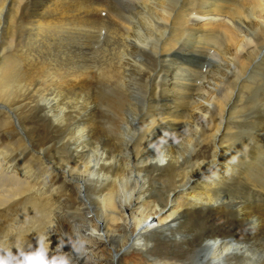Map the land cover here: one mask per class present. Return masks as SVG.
<instances>
[{"label":"bare ground","instance_id":"obj_1","mask_svg":"<svg viewBox=\"0 0 264 264\" xmlns=\"http://www.w3.org/2000/svg\"><path fill=\"white\" fill-rule=\"evenodd\" d=\"M0 187V264H264V0H0Z\"/></svg>","mask_w":264,"mask_h":264},{"label":"rangeland","instance_id":"obj_2","mask_svg":"<svg viewBox=\"0 0 264 264\" xmlns=\"http://www.w3.org/2000/svg\"><path fill=\"white\" fill-rule=\"evenodd\" d=\"M181 58H183V56H181ZM192 59H191L192 62H190V63H192V65H194V63L196 62V58H192ZM204 66L205 67H202V70H203V68H205V70H207L206 68L208 66L207 65H204ZM205 72L206 71H204V72L202 71L203 74H205ZM249 72H250V70L247 72V74H249ZM199 80L200 79H197V81H199ZM252 112L249 116L250 118H252L254 115V112L253 113ZM189 136H190V134H189ZM195 150H197V149H195ZM220 175L223 176V174H220ZM60 179H61V177H58L56 180V181H59L58 184L60 182L63 183V180L62 179L60 180ZM18 183H20V182H17V186H18ZM3 188L0 187V190ZM68 190H71L70 187L67 189V191ZM83 217L87 218V215L84 213ZM77 225H78V229H76V231H73V234L76 235V237L81 238L84 241L87 240V236L84 237V236L79 234L81 229H83V230L86 229L87 224L86 223H82V224L78 223ZM77 232H79V233H77ZM128 244L130 245V243H128ZM154 244L155 245H152L151 247L155 248L157 246L156 242ZM164 244H166L165 248H167V243H164ZM87 249L88 250H86V251H85V249H82L80 251H74L73 252L74 260H72V261L65 260L64 264H108L107 261H109V258H110V255H109L110 253H109L108 247H106V246L100 247L99 245H95L91 248L87 247ZM122 253H124V254H122ZM122 253H121L122 255L118 258L116 264H145L146 262H148V259L149 260L153 259V257H151V256H149V257L143 256V254L138 252L136 249L127 248V249L123 250ZM166 264H174V262H167Z\"/></svg>","mask_w":264,"mask_h":264},{"label":"clouds","instance_id":"obj_3","mask_svg":"<svg viewBox=\"0 0 264 264\" xmlns=\"http://www.w3.org/2000/svg\"><path fill=\"white\" fill-rule=\"evenodd\" d=\"M53 264H56V262H55V261H53Z\"/></svg>","mask_w":264,"mask_h":264}]
</instances>
